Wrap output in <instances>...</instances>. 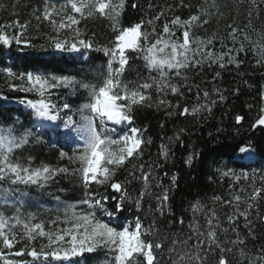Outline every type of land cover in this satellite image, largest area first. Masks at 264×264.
I'll use <instances>...</instances> for the list:
<instances>
[{
  "label": "snow or ice",
  "instance_id": "snow-or-ice-1",
  "mask_svg": "<svg viewBox=\"0 0 264 264\" xmlns=\"http://www.w3.org/2000/svg\"><path fill=\"white\" fill-rule=\"evenodd\" d=\"M233 4L235 15L225 24L219 49L215 48L217 33L200 37L194 32L214 17L225 18L217 0H197L195 4L176 0L164 5L149 0L147 11L127 23L122 21L124 13L129 7L142 9L140 0H46L42 9L34 11L38 22L51 26L47 43L40 49L72 54L79 67L76 73L33 70L16 74L10 68L3 69L7 77L19 81L8 82V89L24 95L10 100L0 93V264H264V244L248 247V239H256L253 214L264 223V214L258 211L259 202L264 200V173L250 174L247 169L251 165L244 164L239 165V174L233 168H217L221 176L233 178L236 185L247 182L246 186L234 188L230 184V199L214 195L211 207L199 200L193 202L187 230L181 216L169 221L170 225L179 224L177 231H162L155 214L164 217L171 212L170 190L157 184L161 191L152 193L153 169L160 165L143 162L145 147L152 140L145 139L146 128L134 126L135 112L140 108H163L168 117L203 118L202 113L211 114L213 107L226 99L219 88L210 93L198 84H188L190 71L213 66L220 70L232 66L238 71L245 63L241 54L249 52L255 59L253 67H264V28L257 29L254 23L264 9V0H233ZM244 5L245 18L237 24ZM183 9L190 10L186 18L178 11ZM90 19L109 22L107 44L99 45L94 36L85 35L80 25ZM27 27L18 20L0 25V46L35 47L26 36ZM91 52H102L106 62L94 65L87 55ZM137 61L143 62L142 68ZM129 71H135V79L127 78ZM220 76L221 72L215 71L213 81ZM193 86L197 103L191 108L187 104L181 107L179 101L173 104L168 98L183 96L182 88L191 93ZM78 88L87 96L76 105L70 97ZM234 91L239 93V88ZM259 97L264 101V85ZM11 104L16 108L9 107ZM21 110L27 126L18 130L24 124ZM234 120L240 126L244 117L236 114ZM258 127L264 128V104L251 124L252 129ZM186 131L179 128L169 141L183 147ZM45 136L50 140L55 137L53 146L70 148L71 155L61 150L59 158L77 167L70 171L43 161L37 164L30 153L17 155L44 143ZM169 151L170 146L162 143L159 157L166 161ZM199 155L193 149L185 163L191 166ZM261 155L264 152L247 142L238 148L236 159L255 160ZM69 174L77 177L83 190L81 198L68 202L55 192H46L58 176ZM176 179L173 174V186ZM134 181L142 183L136 196L129 188ZM31 189L55 202L54 210H46L55 211L54 216L45 220L39 213L25 210L29 201L37 200ZM147 196L156 200L155 209H150L151 222L145 223L136 215L125 224H113V218L126 210V203L141 212ZM35 206L40 207L38 201ZM225 207L232 210L224 214L227 226L220 216ZM103 216L109 219L105 221ZM241 218L246 234L237 227Z\"/></svg>",
  "mask_w": 264,
  "mask_h": 264
},
{
  "label": "trees",
  "instance_id": "trees-1",
  "mask_svg": "<svg viewBox=\"0 0 264 264\" xmlns=\"http://www.w3.org/2000/svg\"><path fill=\"white\" fill-rule=\"evenodd\" d=\"M46 0H0V25L11 24L18 20L21 24L27 23L26 36L31 38L32 44L35 47L24 48L23 45L16 46L13 44L10 49H3L0 46V93L7 95L10 100L24 95L23 93L12 92L8 89V82H16L9 78L4 73V68H10L13 73L27 72L33 70H48V71H63L76 73L79 65L75 64L72 54H62L54 52H44L40 49V45H46V36L51 34V26L46 22H38L34 18V11L38 8H43ZM53 2H63V0H53ZM176 0H151V3L156 5L173 4ZM197 0H192L195 4ZM221 6V10L225 13L224 19L212 18L211 22L204 28L194 30L195 34L200 37L217 33L215 48L221 46V39L225 37V24L232 22L230 17L235 15V6L233 0H217ZM143 5L142 9L133 11L130 7L126 10L122 17V21L127 23L130 19H139L141 14L148 9L149 0H140ZM183 17L190 14L189 9L178 10ZM247 11V5L240 8L239 16L236 17V23L241 24L244 20ZM257 29L264 28V9H261L260 16L254 20ZM80 27L84 30L86 36H94L95 42L99 45L108 43L111 36L109 22L103 19H90L82 21ZM229 45L231 41L225 40ZM23 49V50H21ZM87 55L92 57L94 65H100L106 62V58L102 52H91ZM241 59L245 63L238 70L244 73L243 76L238 74V71L229 66L225 70H220L213 66L212 68L205 67L201 72L188 73V84L200 85L201 89H207L210 93L214 88H219L223 91L226 99L222 103H217L211 114L202 113L201 116L182 118L178 116L168 117L163 108L157 109L155 106L148 108H140L135 112V125L141 128H146L145 139L151 138L152 143L146 145L143 155V162L158 163L160 167L153 169V178L151 180L152 193H158L161 188L156 185L160 184L163 187L169 188L170 196V213H166L164 217H160L158 213L155 218L160 224L162 231L175 232L179 229V224H169V221L178 220L179 217L185 218V230L187 223L192 219L191 204L197 200L203 202L208 207L212 206V196L220 195L225 199H230L229 185L233 184L234 188L246 186L247 182L241 181L239 185L234 184V179L231 177H223L217 171V168L224 169L226 167L233 168L237 174L241 172L240 164L251 165L247 170L251 174L255 171L258 175L264 173V155L258 156L255 160H237L238 148L244 143L251 142L254 146L264 152V128L252 129L251 124L259 114V109L264 101L260 100L259 92L261 86L264 85V67H253L255 59L251 52L244 56L241 54ZM137 64L143 65L142 61H137ZM215 71H220L221 76L213 81ZM143 75L147 76L146 70H143ZM128 79H135V71L127 73ZM91 79V76L89 77ZM183 83V82H181ZM239 88V93L234 90ZM183 96H171L169 99L173 104L177 101L183 107L185 104L191 108L197 103L195 95L196 88L193 86L192 92L189 93L187 88H182ZM155 100L156 93L153 91ZM87 92L78 88L75 96L70 97L76 105L84 101ZM213 98H216L213 96ZM203 99L200 103H203ZM251 105V108L249 107ZM11 108H16L15 104L9 105ZM240 114L244 117L242 125L235 124L234 117ZM21 119L24 121L23 126L18 129L22 130L27 126V120L24 118L21 110ZM186 128L187 131L182 135L184 146L181 147L178 142H170L169 137H174L179 128ZM240 129L239 135L236 134V129ZM121 129H118L120 131ZM44 143L30 146L22 153L17 155L27 156L29 153L35 157V162L39 164L41 161L50 163L54 166L68 167L70 171L77 167V164L70 162L68 159L61 160L59 152L64 150L72 154L71 149L59 144L53 146L55 137L51 140L49 137H42ZM168 144L170 146L169 157L165 161L159 157L160 145ZM195 149L200 155L193 161L191 166L185 163L189 153ZM175 174L177 179L175 186L172 185L171 177ZM122 178V177H121ZM259 186V181H257ZM142 187L140 181H134L129 186L130 191L134 196L138 195L139 189ZM63 189V192H59ZM95 189V186L93 188ZM33 197L37 200L29 201V206L26 211H33L40 214L41 219L47 220L49 216H54L55 211H46L55 209V202L47 195H40L35 189H31ZM103 191V189H100ZM46 192H55L61 195L62 199L68 202L75 201L82 197L83 190L79 186V181L76 176L60 175L46 189ZM37 201L40 207L35 206ZM114 203V202H113ZM156 206L154 196H147L143 201V209L137 213L133 204L126 203V210L119 215L118 218H113V224H125L135 219L136 215L144 218L145 223L151 222L153 212ZM231 208L225 207L224 211L220 212L222 222L227 226L225 212L230 213ZM258 211L264 214V200L259 202ZM107 221L109 218L103 216ZM254 221V231L256 239H248V247L255 248L264 244V223H261L256 214L252 216ZM203 217L201 216V221ZM243 218L237 222V227L242 234L247 233V229L243 227ZM38 246V245H37ZM30 260V258H27Z\"/></svg>",
  "mask_w": 264,
  "mask_h": 264
}]
</instances>
